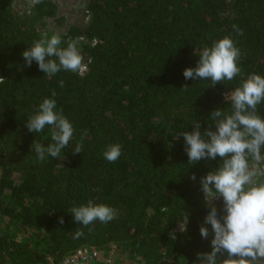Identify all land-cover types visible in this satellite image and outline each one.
<instances>
[{"label":"trees","instance_id":"trees-1","mask_svg":"<svg viewBox=\"0 0 264 264\" xmlns=\"http://www.w3.org/2000/svg\"><path fill=\"white\" fill-rule=\"evenodd\" d=\"M14 4L0 0V264L58 263L80 246L109 244L139 264H193L197 252L211 250V236L199 233L209 210L199 180L220 158L189 165L177 136L193 131L195 120L203 132L212 111L229 110L224 93L241 77L264 76V0H90L89 25L61 37L62 47L70 38L88 42V72L52 77L35 61L27 67L22 52L40 39L39 27L57 16L56 6L43 0L21 14ZM225 35L241 50V76L215 87L186 80L184 69L199 59L195 51ZM45 97L56 100L75 132L59 158L38 161L31 145L51 143L50 130L35 134L26 123ZM258 112L264 117V103ZM84 130L83 150L73 154ZM113 143L122 154L109 163L102 152ZM90 199L116 209L115 219L76 224L70 209ZM4 219L40 240L9 236ZM79 230L84 234L76 237Z\"/></svg>","mask_w":264,"mask_h":264},{"label":"clouds","instance_id":"clouds-1","mask_svg":"<svg viewBox=\"0 0 264 264\" xmlns=\"http://www.w3.org/2000/svg\"><path fill=\"white\" fill-rule=\"evenodd\" d=\"M43 0H31L37 5ZM237 33L240 29L233 25ZM62 47L59 34L45 32L40 39L33 41L31 47L22 52L27 67L33 61L38 69L48 77L61 71L81 73L84 64L78 41L69 39ZM195 67L185 68L184 78L192 80H210L211 87L217 83L233 81L241 76L238 61L241 50L230 35L212 42L199 52ZM0 83L3 79L0 78ZM64 87V81H58ZM184 85L181 89L188 90ZM56 93L53 90L52 97ZM229 110L212 111L208 118L209 127L201 132V124L195 120L191 124L193 131H181L177 139L183 137L184 151L188 164L194 165L204 160L220 158L219 166L200 177V191L208 207V212L199 227L202 239L211 236L210 251H199L193 264H264V117L258 112V105L264 103V76L251 73L241 77L239 83L224 93ZM54 98L45 97L30 114L26 127L29 132L41 133L49 128L51 143L46 146L33 142L38 161L46 156L59 158L61 152L73 139L75 129L62 110L57 111ZM214 124L215 130H212ZM88 131L81 133L80 140L72 150L79 154L83 150V141ZM122 154V145H106L103 158L109 163L116 162ZM190 179L196 180L192 174ZM220 201L218 207L217 202ZM76 224L87 227L96 221L107 224L116 217V209L88 200L86 204L73 206L69 211ZM63 224V217L59 218ZM188 215L179 223L180 231H186ZM211 226L210 229L208 226ZM76 232V237L83 236ZM174 239L175 236L173 235Z\"/></svg>","mask_w":264,"mask_h":264},{"label":"rangeland","instance_id":"rangeland-1","mask_svg":"<svg viewBox=\"0 0 264 264\" xmlns=\"http://www.w3.org/2000/svg\"><path fill=\"white\" fill-rule=\"evenodd\" d=\"M53 3L57 8V16L54 18L45 19L43 24L40 25V33H47L49 37L53 34H59L61 37L67 35L69 30L73 27H78L81 29L86 28L90 23V14L88 11V4L90 0H46ZM15 9L21 14L29 13L34 6L31 4V0H15ZM69 40V39H68ZM78 47L83 56L84 68L81 73H76L79 75H85L89 69V56L85 53L83 47L88 42L84 38H78ZM73 73V72H72ZM1 175V172H0ZM2 228L10 236L17 239H25V235L32 239V244L40 240V235L31 231V229L18 230L13 224L9 222L8 219H4L1 223ZM118 247V246H117ZM119 250V247H118ZM120 252V250H119ZM121 253V252H120ZM138 258V257H137ZM139 258L137 260L139 264ZM143 264V263H142Z\"/></svg>","mask_w":264,"mask_h":264},{"label":"built area","instance_id":"built-area-1","mask_svg":"<svg viewBox=\"0 0 264 264\" xmlns=\"http://www.w3.org/2000/svg\"><path fill=\"white\" fill-rule=\"evenodd\" d=\"M46 264H138L137 260L124 257L114 244L103 248L87 245L68 252L58 263L48 258Z\"/></svg>","mask_w":264,"mask_h":264}]
</instances>
